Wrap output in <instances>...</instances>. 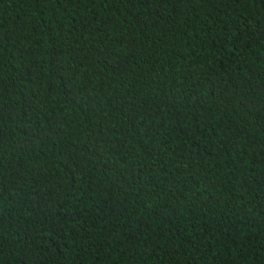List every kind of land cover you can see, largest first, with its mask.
I'll list each match as a JSON object with an SVG mask.
<instances>
[{
  "label": "trees",
  "instance_id": "obj_1",
  "mask_svg": "<svg viewBox=\"0 0 264 264\" xmlns=\"http://www.w3.org/2000/svg\"><path fill=\"white\" fill-rule=\"evenodd\" d=\"M0 264H264V0H0Z\"/></svg>",
  "mask_w": 264,
  "mask_h": 264
},
{
  "label": "snow or ice",
  "instance_id": "obj_2",
  "mask_svg": "<svg viewBox=\"0 0 264 264\" xmlns=\"http://www.w3.org/2000/svg\"><path fill=\"white\" fill-rule=\"evenodd\" d=\"M28 238H30V234H27Z\"/></svg>",
  "mask_w": 264,
  "mask_h": 264
}]
</instances>
